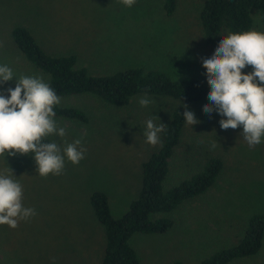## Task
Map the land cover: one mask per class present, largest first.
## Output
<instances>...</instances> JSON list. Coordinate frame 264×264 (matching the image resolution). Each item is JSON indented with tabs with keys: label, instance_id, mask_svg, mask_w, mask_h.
<instances>
[{
	"label": "rangeland",
	"instance_id": "rangeland-1",
	"mask_svg": "<svg viewBox=\"0 0 264 264\" xmlns=\"http://www.w3.org/2000/svg\"><path fill=\"white\" fill-rule=\"evenodd\" d=\"M205 0H177L172 16L165 15L163 0H136L126 7L121 0H0V65L13 71V79L0 83V94L14 88L21 76L48 75L32 66L17 49L11 32L25 27L48 54L75 55L77 67L92 76H103L129 67L157 69L172 78L192 76L210 85L202 58L210 57L223 32L207 43L199 24ZM253 29L264 32L259 13L250 10ZM252 71L251 66L242 70ZM133 97L117 108L91 95L61 98L59 106L81 110L88 122L54 118L66 134L46 139L61 149L80 139L84 158L73 164L65 156L60 175L41 177L31 153L0 156V172L7 166L23 188L22 203L35 215L19 220L18 227L0 225V264H101L105 237L90 205V196H107L111 215L120 218L137 198L142 163L160 143L146 142V121L166 124L173 110L181 107L200 121L185 124L169 159L164 188H170L201 171L218 158L223 167L216 183L204 195L185 201L167 216L174 225L164 234H134L130 245L140 264H198L212 253L229 248L243 236L253 213L264 214V141L249 147L242 127L221 129L224 117L210 115L203 105L171 98L147 96L154 103L142 107ZM161 140V133H159ZM213 142H217L212 147ZM231 264H264V240L258 253Z\"/></svg>",
	"mask_w": 264,
	"mask_h": 264
},
{
	"label": "trees",
	"instance_id": "trees-1",
	"mask_svg": "<svg viewBox=\"0 0 264 264\" xmlns=\"http://www.w3.org/2000/svg\"><path fill=\"white\" fill-rule=\"evenodd\" d=\"M177 0H163L165 15L176 10ZM258 11L264 25V0H205L199 11V24L207 43H213L223 32H243L253 29L250 10ZM11 37L17 49L36 69L48 75V84L60 98L91 95L108 106L123 108L138 95L165 97L191 103L208 97V89L192 76L172 78L168 73L142 67H129L109 75L92 76L84 67H77L75 55H50L22 26H16ZM55 117L86 123L84 112L72 107L55 106ZM185 110L177 107L171 113L167 128L161 132L158 149L142 163L141 186L127 212L120 218L111 215L107 196L94 192L90 205L105 237L101 264H140L139 257L130 245L134 234H164L174 225L168 217L182 203L204 195L217 181L222 170L218 158L208 160L201 171L175 186L165 189L169 172V159L184 130ZM44 142H48L45 138ZM264 240V214L249 216L243 236L237 244L216 251L198 264H231L258 253ZM171 264H183L174 261Z\"/></svg>",
	"mask_w": 264,
	"mask_h": 264
},
{
	"label": "clouds",
	"instance_id": "clouds-1",
	"mask_svg": "<svg viewBox=\"0 0 264 264\" xmlns=\"http://www.w3.org/2000/svg\"><path fill=\"white\" fill-rule=\"evenodd\" d=\"M126 7H132L136 0H121ZM251 66L252 71L242 70ZM210 91V104L203 105V111H216L224 117L219 121L221 129L242 127L244 140L249 147L264 141V32L256 30L230 32L221 38L210 57L202 58ZM13 79V71L7 65H0V83ZM0 94V156L26 155L31 153L36 171L41 177L60 175L64 169L65 156L73 164L84 158V150L78 148L81 140L67 144L61 154L55 142H44L52 134L64 136L63 127L54 119V108L61 98L41 77L21 76L14 88ZM153 100L142 97L139 104L147 107ZM183 118L188 125L200 121L195 113L184 105ZM157 116L146 121L144 135L152 146L159 144V133L167 125L154 123ZM217 142H213L212 147ZM13 171L7 166L0 172V225L17 228L19 220L34 216L33 208L24 207L23 188Z\"/></svg>",
	"mask_w": 264,
	"mask_h": 264
}]
</instances>
